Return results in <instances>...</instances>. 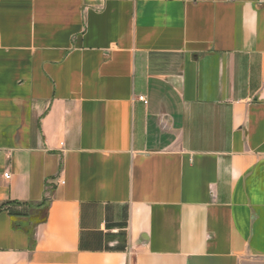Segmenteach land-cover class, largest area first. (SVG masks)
Wrapping results in <instances>:
<instances>
[{"label": "crops", "instance_id": "crops-1", "mask_svg": "<svg viewBox=\"0 0 264 264\" xmlns=\"http://www.w3.org/2000/svg\"><path fill=\"white\" fill-rule=\"evenodd\" d=\"M0 264H264V0H0Z\"/></svg>", "mask_w": 264, "mask_h": 264}, {"label": "built area", "instance_id": "built-area-1", "mask_svg": "<svg viewBox=\"0 0 264 264\" xmlns=\"http://www.w3.org/2000/svg\"><path fill=\"white\" fill-rule=\"evenodd\" d=\"M138 99H139L140 101H142L143 103H146V100H145L144 97H139ZM4 177H5V178H8L9 176H8V174H5Z\"/></svg>", "mask_w": 264, "mask_h": 264}]
</instances>
